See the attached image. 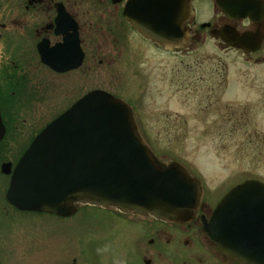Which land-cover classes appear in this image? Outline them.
<instances>
[{"label": "flooded vegetation", "instance_id": "obj_1", "mask_svg": "<svg viewBox=\"0 0 264 264\" xmlns=\"http://www.w3.org/2000/svg\"><path fill=\"white\" fill-rule=\"evenodd\" d=\"M144 27L158 37L145 35ZM210 41L219 50L215 115L233 135L253 116L264 121V0H0V217L17 210L6 199L10 173L39 133L30 141L12 134L13 95L34 80L40 91L51 90L50 101L63 109L58 115L93 90L129 104L117 89L125 73H135L137 59L148 47L186 52ZM236 64L252 65V75ZM236 73L242 82L239 92L248 89L258 100L222 101V92L236 86ZM252 134L248 144L264 155V133ZM7 165L9 174L3 173ZM241 180L218 190L214 202L202 193L187 221L135 216L134 246L123 264H133L134 258L139 264H237L217 249L203 225L231 188L251 178ZM254 180L264 185V173Z\"/></svg>", "mask_w": 264, "mask_h": 264}, {"label": "rangeland", "instance_id": "obj_2", "mask_svg": "<svg viewBox=\"0 0 264 264\" xmlns=\"http://www.w3.org/2000/svg\"><path fill=\"white\" fill-rule=\"evenodd\" d=\"M148 48L137 59L135 73H125L117 90L129 101L139 138L157 164H180L200 181L204 200L209 201L218 190L241 179L260 180L264 155L249 144L254 131L264 133V121L253 116L247 127L235 129L233 135L226 123L217 121L214 64L219 50L213 42L186 52ZM235 67L251 73L248 76L253 73L250 64ZM235 80L231 91L222 92L224 103L259 99L248 89L239 92L238 73ZM26 87L13 95L16 121L11 132L30 141L63 109L50 101L49 88L40 91L34 80ZM31 95L39 99L33 102ZM137 219L89 205L78 206L69 217L10 210L0 217V264H123L134 246ZM133 264H139L136 258Z\"/></svg>", "mask_w": 264, "mask_h": 264}, {"label": "water", "instance_id": "obj_3", "mask_svg": "<svg viewBox=\"0 0 264 264\" xmlns=\"http://www.w3.org/2000/svg\"><path fill=\"white\" fill-rule=\"evenodd\" d=\"M151 30L143 28L145 35L158 37ZM2 133L0 118V138ZM3 173H10L9 165ZM200 197V181L180 164L160 167L140 140L129 106L101 90L34 138L6 193L20 211L69 217L78 206L90 205L166 222L189 220ZM203 229L237 264H264V185L247 180L232 188Z\"/></svg>", "mask_w": 264, "mask_h": 264}]
</instances>
